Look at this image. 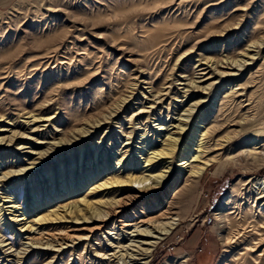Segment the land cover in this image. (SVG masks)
<instances>
[{"label":"rangeland","instance_id":"obj_1","mask_svg":"<svg viewBox=\"0 0 264 264\" xmlns=\"http://www.w3.org/2000/svg\"><path fill=\"white\" fill-rule=\"evenodd\" d=\"M249 1L224 0L221 4L218 0H0V63H8L10 68L20 72L16 76L13 70L8 78L0 81L3 83L0 89V113L4 115L2 118L4 123L12 121L13 124L15 123V126L4 128L15 132L11 138L12 148H16L17 145L26 147L24 150H19V153L12 148L7 149L6 153L0 156V176L2 173L16 172L19 168L27 167L28 158L34 159L35 156L26 155L24 152L31 150L34 153L45 154L48 151V146L38 145L36 140L50 143L51 138H55L57 142L60 139L73 141L72 137H75L77 142H80L78 144L72 142L53 151L54 154H50V158L42 162L43 165L36 167L38 170L34 172L35 175L31 176V173L25 175L29 177L27 180L24 181V176L14 178L12 176L8 179L9 181L3 183L4 185L0 184V215L2 208L5 214H9L5 215L7 218L22 214L21 210L12 212L14 210L5 208L7 205L3 202L5 196L16 198L18 205L24 209L25 199H30L28 203H32V196H38L40 190H48L49 196L53 197L55 195L53 186L56 182L60 185L63 181H67L69 185L71 178L75 177L78 180L81 174L90 178L98 174L103 175L105 171H112L115 167L113 159L115 152L127 149H122L121 143L125 141V138L120 135V132L132 130V125L124 120H128L140 109H144V112L149 111L150 104H145V99L141 96L152 100L150 94L153 96L154 93L149 88V84H141L142 81L151 80L153 90L164 88L171 80H175L176 76H194V71L198 69L195 61L198 57L195 54L210 57L215 62L220 61L223 56L238 58V53L243 52L246 55L244 48L248 41L260 40L264 36V0L252 1V3ZM217 2L220 4L217 5ZM209 4L211 6L207 7ZM234 27L238 29L230 32L229 29ZM262 43L259 50L260 57L252 63L254 65L250 66L253 77H249V70L239 72L242 77H239L235 83L228 81L231 86L221 88L219 95L210 102L211 104L208 107L207 103L201 106L192 117L198 122L200 119L196 117L201 114L200 116L204 117L205 126L213 125L216 140L224 141L228 132L234 128L229 127L234 123H231V120L237 121L245 115V110L235 103L219 110L220 103L226 100H222V97L228 93L227 88L252 81L254 83L249 84L251 87H260L253 96V102L257 106H264V63L263 69L254 73L259 64L264 62V41ZM52 49L58 50V54H51L52 59L55 55L54 58H58L59 61H64L66 58L70 61L68 78L71 80H64L68 73L65 71L68 65L62 66L60 70H58L59 65L56 69L53 68L57 63L53 65L52 60L46 67L35 65L38 62L36 59L39 53L53 51ZM252 54L249 53V55ZM260 59L262 61H259ZM247 63H251L250 60H247ZM215 68L218 71H224L222 66ZM140 71H143V75ZM122 73L123 76L118 78V83H115V76ZM133 78L137 79V82L132 80ZM218 79L215 77L207 83L219 81ZM192 80L197 82L199 79L195 77ZM130 83L136 84L135 88H129ZM178 83L179 81L176 82ZM67 84L69 86L66 87ZM196 85L199 84L195 83ZM111 86L113 89H110ZM249 87L246 89L252 90ZM142 88H146V91ZM177 88L182 86L177 85ZM173 91L176 92V89L174 88ZM174 92L168 98L165 96L162 98L164 101L161 118L168 114L166 110L168 103L171 104L169 118L174 120L178 118L182 105L174 103L173 100L176 97ZM179 92H182V89ZM141 93L143 95H140ZM199 97H206V95L201 97L200 94L195 93L192 96L194 101L200 100ZM49 99L53 100L48 105ZM128 102H131V107ZM138 102H142L145 108H141ZM117 103L118 106H116ZM189 103H191L190 99H187L185 107ZM156 106L153 105L160 117V107ZM26 113L41 117V120L51 115L55 119L50 123L39 122L36 125L24 126V122L31 121ZM262 113L264 115V107ZM145 117L146 115L141 114L140 118L134 122L133 128H137L134 131L135 139L141 136L144 130L147 132L153 130L149 133L151 135L159 123L153 122L154 119L151 116V124L146 128L138 123ZM97 122L101 125L94 129L92 125ZM196 124L193 122L192 126ZM2 125L4 124L0 123V126ZM88 126L91 127L89 128L91 133L85 139L79 138V133H73L74 130L82 127L88 129ZM36 127L49 133L40 135V132L36 133ZM28 128L30 129L27 130ZM33 129L35 133H30ZM52 129L61 130L63 134L56 136ZM164 134L161 133L159 138L157 135L155 138L154 135L157 144L163 139ZM2 135L8 136L10 133L1 132L0 137ZM248 136L249 134L243 139L237 138L233 143L230 153L235 162L224 160L228 154L226 143L223 149L211 153V156L219 154L222 160L208 167L191 193L185 192L182 187L187 178V168H184L182 164L190 155H187L184 160H181L182 157L168 160L169 164L165 165L171 168L168 183L162 190L144 197L133 207L127 202L126 198L129 194L127 189L122 192L119 190L113 195H106L108 191H104V200L109 201L115 196V199H120L124 203L123 213L115 215L117 217L111 218L105 225V228H110L115 223L116 227L115 230L110 231L111 235L107 238L114 242L112 240L115 237L114 233H117L116 231L125 222L131 223L133 220L137 223L148 218L155 219L166 212L169 205H172L175 208L174 212H177L180 218L179 224L153 249L148 264H253L249 253L242 251L251 234L241 232L246 227L245 222L249 221L245 187L241 190L242 197L235 198L234 202L231 201L233 203L223 207L219 221H216L213 215L222 197L230 193L231 185L255 177H264V168L260 170L251 168V160L239 154V147L244 145V142H252V136ZM110 137H113L112 144L115 142L111 146L108 145ZM84 147H86L85 151L82 150ZM99 147L98 156H102L108 147L110 163L107 164L105 171L102 168L101 173L96 172L92 175L90 168L93 166V161L90 165L89 153L95 159L94 168L98 164L105 166L104 158L101 157L96 161L98 158L95 154ZM148 147L150 145L146 148ZM135 150L133 149L132 152ZM82 153L87 156L82 158ZM140 158H144V155ZM129 160L130 158L127 163ZM80 161H83L82 169H80ZM138 163H142L140 159ZM220 164L225 166L221 167ZM63 165L64 172L61 169ZM155 166L151 171L155 170L153 173L157 174L160 169L159 166L156 168ZM127 169L128 167H125L124 171L126 172ZM52 175L55 179L54 183L47 181L52 178ZM87 185L78 194L74 193V196L72 194L70 199L67 195L59 202L75 200L82 196L88 190ZM27 188L29 194L26 198ZM28 213L26 219L31 215V212ZM26 221L15 223L6 220L0 236L4 237L6 244H13L15 252L11 256L2 258L0 264H15V253L21 248L28 249L25 247L29 244L28 240L24 238L29 233H20L17 230ZM96 225L98 223L85 224L81 220L75 223L74 220L66 217L56 222L35 225L32 231L41 229L46 238L50 234L62 231L66 237L73 232L86 233L89 228ZM232 235L236 236L235 243L226 246L225 239ZM103 237L105 238L102 244H99L101 237L100 233L96 232L88 244H80L74 249L72 244L65 241L71 248L66 249L51 264H107L108 261H101L94 257L96 252L103 254L106 251V246L103 249L100 248L107 244L106 235ZM93 244L95 245L92 246ZM224 248H227L229 252L223 253ZM263 248L261 247L259 251ZM44 254V251L31 249L18 256L20 264H46L52 255ZM5 259L10 261H3ZM182 260L187 261L182 263Z\"/></svg>","mask_w":264,"mask_h":264},{"label":"bare ground","instance_id":"obj_2","mask_svg":"<svg viewBox=\"0 0 264 264\" xmlns=\"http://www.w3.org/2000/svg\"><path fill=\"white\" fill-rule=\"evenodd\" d=\"M212 1V0H211ZM216 1V0H215ZM221 2L224 0H218ZM256 2L258 0H250L249 2L252 3ZM219 2H217V5ZM216 4V3H215ZM213 5V4H212ZM211 6L210 4L207 6ZM244 11V10H242ZM9 24V23H8ZM238 25V24H237ZM236 25V26H237ZM238 27H234L232 29H229L230 32H234ZM227 30V29H226ZM156 37V36H155ZM155 40V39H153ZM262 41H264V36L258 39H251L248 41V44H246V47L244 48L245 54L241 52L238 53V58H231L223 56L220 61L215 62L214 59L210 57H206L202 54H195L198 59L195 61L197 62L196 69L194 71L193 77L188 76H176V79L171 80L169 82V85L153 90L152 88V82L142 81L141 84H149V88H151V91L154 93L152 96L150 94V97H152V100H148V98H144V96H141L142 99H145V104H150L148 106L149 111H145L144 109H140L138 113L133 114L128 120H124V122L128 121L129 124L132 125L131 132H126V130H123L122 133L120 132V135L125 138V141L122 142V149H126L125 151L119 150L116 151L113 159L115 160V167L112 171L106 172L105 169L107 168V164L110 163V154L108 152V147L105 149L104 154L102 156H98V151L100 149L97 148L96 150V156L99 160V158H104L105 166H100V164L96 165L94 168V161L90 155V165L93 161V166L90 168V171H92V175L96 172L101 173L102 168L103 171H105L102 174H98L97 176L87 178L84 175H80L81 178L77 180V178L73 177L71 178V184L68 185L67 181H63L62 183L56 184L54 183V176L52 175V178L47 179V181H50L54 183L53 190L54 196H49V191L46 190H40L38 196H32L33 200L32 203H28V199H25L26 207L23 209L21 208L16 198L5 196L3 199L4 204H7L5 208H9L10 210H14L12 212H18L19 210L22 211L21 215L14 217H5V214L2 208L1 215H0V231L2 230L6 220L8 219L10 222L18 223L20 221H26L22 226L19 227L18 232L25 233L28 232L29 234L27 237H25V240H28L27 247L28 249L21 248L19 251L15 253L16 262L15 264H20V257L18 254H25L29 252V250H38V251H44V255L51 256L50 260L46 264H51L53 260L58 257L61 253H63L66 249L71 248V246L67 245L65 241H68V243L72 244V248L74 249L80 244H88L91 239L93 238L94 234L96 232L100 233V243L103 242V235H106V242L107 244L104 246H100L101 249L105 248V253L101 254L99 252H96L94 249V252L97 254L94 256L97 259H100L101 261H108L107 264H148L149 259L151 257L153 249L157 246V244L164 240L166 236H168L173 229L179 224L180 218L177 215V212H174L175 208H173L172 205H169L166 212L160 214L159 216L155 217V219H146L141 220L139 222H135L131 220V223L125 222L122 227H120L119 230H117V233H114L115 237L112 238L114 242L110 241L111 239H108L111 235L112 230H115V223L112 224L110 228H105V225L111 220L113 217H117L115 215H119L123 213L124 211V203H122V200L115 199L116 197H111L109 201L107 199L104 200V191H108L106 195H113L117 192H122L124 189L128 190V197L127 202L131 203V207H133L134 204L139 203L144 197L149 196L152 193H155L156 191L162 190L165 185L168 183L169 178L171 176V168H168L167 164L168 160H174L176 157L184 158L187 155H190L186 162L182 164L184 168H187V178L185 180L183 187V190L187 193H191L195 190L196 184L198 181L202 178L204 172L207 171L208 167L214 165L215 163H219L222 158L219 156V154L211 156L210 154L214 153V151H219L223 149L224 143H226V147H228V154L225 156L224 160H228L231 162H235L234 159L231 157V149L233 148V143L237 138L246 137L247 134H249L248 137L252 136L251 140L252 142L247 143L244 142V145L240 146V153L242 155H245L248 159L251 160V168H257L262 169L264 168V115L262 113V108L264 106L262 105H255L253 102V96L256 94V92L259 91V86H253L251 85L254 82H246V84L242 85H233L232 88H227L226 91L228 93H225V95L222 97V100H225L224 102L220 103V109L222 110L225 107L231 106V104H236L238 107L242 108V110H245V115L242 116V118H239L236 120H231L233 123L232 126L234 127L232 130L228 132L227 137L224 139V141H221V139H215V128L213 125L211 126H205L203 122V118L199 114L196 118H199L200 121L196 122L194 118H192L196 111L201 106L206 105L207 107L210 102L219 95V90L225 86H231V84L228 81H233L234 83L237 81V79L241 76V73L245 70H249V77H253L254 74L251 73V65H254L255 61L258 60L260 57L259 50L261 49V45L263 44ZM56 47V46H55ZM53 50V49H52ZM147 50V48H146ZM60 51V50H59ZM248 52V53H246ZM58 54V50L54 49L53 51H45L42 53H39L36 59L38 62V67L41 65V67H46L49 65V62L54 65L53 68H57L60 70L62 66L68 65V67L65 69L68 73L66 74V78H64L65 81L71 80V78H68L70 76V61L68 58L66 60L62 61L58 58H54L55 55L52 56L51 54ZM249 53H253L252 55H249ZM247 56V57H246ZM258 56V57H255ZM142 57V56H141ZM246 58L248 61L250 60L251 63H247V60L245 61L242 58ZM45 60V61H42ZM3 61V60H2ZM259 61H262L260 59ZM43 62V63H42ZM264 62L259 64L258 68L254 73L260 72V69H263L262 65ZM223 64V65H222ZM210 65V66H209ZM211 66H214L213 68ZM224 69V71H218L215 67H221ZM33 67V66H32ZM195 67V68H196ZM262 67V68H261ZM11 69V70H10ZM209 69V71H207ZM11 72H10V71ZM14 68H10L8 66V63H0V81L3 79L8 78V76L11 75ZM32 71V70H30ZM29 71V72H30ZM120 71V70H119ZM9 72V73H8ZM20 72H17L14 70L13 74L18 75ZM142 74L143 71H140ZM29 74V73H28ZM27 74V75H28ZM143 75V74H142ZM198 75V76H195ZM123 76V73L121 75H116L114 78L115 83H118V78ZM198 77V81L195 82L192 79ZM215 77H218L219 81H212L207 83L208 81L214 79ZM248 77V78H249ZM123 78V77H122ZM121 78V80H123ZM126 78V77H125ZM178 78V79H177ZM247 78V79H248ZM151 79V77H150ZM120 80V81H121ZM137 80V79H132ZM127 81V80H125ZM176 84V82H178ZM247 81V80H246ZM137 82V81H136ZM114 83V85H116ZM195 83L199 84L195 86ZM224 83V84H223ZM204 84V85H203ZM129 88H135L136 84H129ZM177 85H181L182 88H177ZM3 86V83H0V89ZM65 86V85H64ZM69 86V84L66 85V87ZM250 86V87H249ZM252 88V90H247L246 88ZM174 88L176 89V92H174ZM110 89H113L112 86ZM144 91H146V88H142ZM180 89H182V92H179ZM225 89V88H224ZM165 93L163 94V92ZM222 91V90H221ZM174 92L175 98H170L174 101V103H178L182 105V110L178 114V118L174 120L173 118H169L170 114V106L171 104L168 103L166 106V110L168 111V114L165 117L161 118V109L163 108V97H169V95ZM149 93V92H148ZM195 93H198L202 96L200 100L194 101ZM63 94V93H62ZM221 94V92H220ZM110 95V94H109ZM140 95H143L141 93ZM187 99H190V102L187 107ZM53 99H49L47 101L48 105L49 102H51ZM139 101V100H138ZM244 102H247L244 104ZM131 102H128L130 104ZM141 108L143 107L142 102H138ZM185 103V104H184ZM52 104V103H51ZM184 104V105H183ZM153 105H157L156 107H160L159 109V115L156 113V108L153 107ZM224 105V106H223ZM118 106V103L116 104ZM131 107V104L129 105ZM236 106V107H237ZM124 111V109H122ZM225 111V110H224ZM28 115V118L31 119L30 122H24V126L28 125H36L39 122H52L55 117L53 115L49 116L47 119H40L41 117H35V115L31 113H26ZM144 114L146 117L144 120L142 119V122L140 125L149 126L151 124V116L152 119H154L153 122H159L156 126L154 133L149 135L152 131L147 132V130H144V133L135 139L134 131L137 130V128L134 127V122L140 118V115ZM224 114V112H223ZM38 116V115H37ZM4 115L0 113V123H3L4 125L0 126V133L1 132H8L10 135H2L0 137V156L4 155L6 153L7 149L12 148V141L11 138H13L15 132L12 131V129L6 130L4 128H7V126H15V123L7 122L4 123L2 121V118ZM119 120V119H118ZM10 121V120H9ZM197 123L196 125L192 126V124ZM137 123V124H138ZM13 124V125H12ZM101 124L97 122V124L92 125L94 129H97V126H100ZM223 125V124H222ZM91 126V125H90ZM88 129L85 127L79 128L74 130V134L79 133V138H86L89 137V134L91 133ZM92 127V128H93ZM122 125L120 123V129ZM152 128L154 126H151ZM192 127V128H191ZM119 128V127H118ZM28 128L27 130H29ZM37 132H40L42 134L49 133V131L46 130H39V127H36ZM139 129V128H138ZM55 132L56 136H61L63 132L58 129H52ZM44 132V133H43ZM30 133H35L34 129L30 131ZM60 133V134H59ZM106 133V132H105ZM161 133H165L163 135V139L160 140L157 144L156 135L158 138ZM48 137H51L49 134H47ZM155 135V138H154ZM162 137V136H161ZM45 138V137H44ZM47 138V137H46ZM112 138L110 137V143L108 142V145H114L115 142L112 144ZM151 138V139H150ZM154 138V141H153ZM157 138V139H158ZM46 140V139H45ZM52 142H43L38 141V145H45L48 146L45 154H41V152H33L29 150V152H24L26 155H34V159L28 158L29 162L27 163V167L19 168L16 172L9 171L8 173H2L0 176V184L6 183L9 181L8 179L16 177V176H24V181L27 180L29 177L25 175L30 174L31 176L37 172L38 170L36 167L39 165H43L42 162L44 160L50 158V154H54L53 151H55L58 148L65 147L67 145L72 144V142H75V144H78L80 142H77L78 140L75 139V137H72V140H58L51 138ZM138 140V142L136 141ZM141 140V141H140ZM150 140V141H149ZM223 142V143H222ZM101 143V141L99 142ZM29 144V143H26ZM146 148L147 146H149ZM258 146V147H257ZM88 147V146H86ZM86 147H84L82 150H86ZM232 147V148H231ZM5 148V149H4ZM74 148V146H73ZM24 150L26 147L17 145L16 148H12L13 151H17L19 153V150ZM133 149H136L134 152ZM146 149V152H145ZM214 149V150H212ZM62 150V149H59ZM110 150V149H109ZM77 151V150H74ZM119 152V153H117ZM230 153V154H229ZM113 155V154H112ZM142 155H144V158H140ZM82 158L87 156V154L84 153L81 154ZM211 156V157H209ZM127 157V158H126ZM130 158L129 162L127 163V160ZM136 158V159H135ZM142 162L141 164L138 163V160ZM27 160V161H28ZM82 160V159H81ZM75 162V160H74ZM83 162V161H82ZM80 161V169L84 168V165ZM182 163V162H181ZM130 164V165H129ZM139 164V165H138ZM128 165V166H127ZM159 166L158 170L159 172L157 174H154L151 171L153 168ZM117 166H119L117 168ZM221 167L225 166L224 164H220ZM125 167H128L127 171L125 172ZM123 168V170H122ZM62 172H64L65 167L62 166ZM28 174V175H29ZM39 176V175H38ZM44 177V174H43ZM93 178V179H92ZM91 179V180H90ZM46 180V179H45ZM177 180V179H176ZM46 181V182H47ZM175 183V182H174ZM89 184V186L87 185ZM4 185V184H3ZM59 185V187H58ZM88 186V190L86 193H84L82 196L77 197L75 200H69L65 202H59L60 200H63V198H66V196H69V199L71 198V195L74 196V193L78 194L83 187ZM2 186V185H1ZM245 187L246 193H247V202H248V208H249V221L245 222L246 227L242 229L241 232H247L251 233L250 236H248V241L244 244V247L242 248V251L244 253L248 252L251 258V261L253 264H264V248L259 251L261 247H264V177H255L252 179H248L246 181H239L238 183H235L231 185L230 187V193L223 196L222 199L218 203V207L214 215V219L216 221H219L222 214L220 213L223 211V207L230 205L235 201V198L242 197L241 190H243ZM44 189V188H43ZM72 190V192H71ZM28 188L25 192H27V195L25 196L27 198L29 192ZM31 192V191H30ZM53 193V192H52ZM52 195V194H51ZM76 197V196H75ZM50 198V199H49ZM107 198V197H106ZM2 200V199H1ZM233 201V202H231ZM251 201V202H250ZM28 203V205H27ZM108 206V207H107ZM3 207V206H2ZM122 208L123 210H119ZM6 210V209H5ZM11 212V213H12ZM28 212H31L30 216L26 219L25 217L29 215ZM232 213V212H231ZM240 213V212H239ZM88 216V217H86ZM246 216V215H245ZM247 216V217H248ZM66 217L71 218V220H74V222H79L80 220L83 221L85 224L98 223V225L93 226L87 230L86 233L83 234H77V233H70L68 235H64L62 231L56 233V234H50L48 235V239L44 237L43 231L40 229L39 231H32L35 225L44 223V222H56L58 220L66 219ZM225 218V217H224ZM73 222V221H71ZM118 228V227H117ZM104 230V231H103ZM103 231V232H101ZM63 233V235H62ZM240 233V232H239ZM237 235V234H236ZM240 235V234H239ZM108 237V238H107ZM128 238V239H126ZM236 236H231L229 238H226L225 244L227 245H233L235 243ZM126 240L127 243L123 242ZM53 243L55 245H53ZM96 244V243H95ZM93 244L92 246H94ZM10 245V246H9ZM58 247V248H56ZM15 252L13 250V244H6L4 237L0 236V260L2 258L11 256V254ZM229 251L227 248H224L223 253H228ZM247 253V254H248ZM256 253V254H255ZM263 258V259H262ZM3 261H10V260H3ZM182 263H185L187 260H182Z\"/></svg>","mask_w":264,"mask_h":264}]
</instances>
